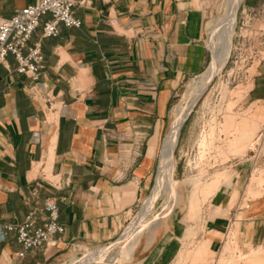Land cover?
<instances>
[{
	"label": "crops",
	"instance_id": "obj_1",
	"mask_svg": "<svg viewBox=\"0 0 264 264\" xmlns=\"http://www.w3.org/2000/svg\"><path fill=\"white\" fill-rule=\"evenodd\" d=\"M37 1L0 0V15ZM242 12L236 42L248 33L261 52L241 79V103L256 118L264 107V0H243ZM74 15L80 26L60 23L48 37L43 23L52 16H42L29 41L44 53L36 77L20 73L11 53L0 64V264H73L86 248L117 239L152 188L183 81L212 62L203 0H78ZM183 139V149L193 148ZM219 165L227 172L200 224L159 220L173 209L160 212L129 258L103 264H196L203 250L198 263L218 264L227 230L264 246L263 184L251 180L246 159ZM174 169L187 172L175 160ZM49 198L65 230L20 256L17 227L30 213L43 225Z\"/></svg>",
	"mask_w": 264,
	"mask_h": 264
},
{
	"label": "rangeland",
	"instance_id": "obj_2",
	"mask_svg": "<svg viewBox=\"0 0 264 264\" xmlns=\"http://www.w3.org/2000/svg\"><path fill=\"white\" fill-rule=\"evenodd\" d=\"M203 4L207 10L209 22L206 35L209 65L212 59L209 43L213 48V40L217 41L212 33L215 34L220 28L222 17L228 10L229 0H203ZM242 9L243 2L237 11V22L231 37L232 45L227 62L201 93L181 128L173 159L175 160V167L177 164L179 167L187 166L186 174L181 176L174 169L171 191L162 187L158 193L155 192L154 206L151 198H148L147 203L146 201L144 203L142 213L144 215L150 209L151 212L146 217L143 216L138 224L129 231L130 234L127 239L114 246L106 259L98 264L106 263L109 260L118 263L129 258L143 228L156 219L160 212L163 214L173 209L170 214L161 217L159 220L168 219L169 215H175L178 216V220L182 219L187 225L195 222L200 224L204 206L210 202L212 195L217 192L221 185L222 177L226 175L227 167L219 165L222 162L246 159L251 180H258L259 184L264 186V140L258 139L260 131L264 129V107H261V116L253 118L251 117L252 107L242 105L246 87L242 84L241 79L246 67H243L244 63L241 61V56L231 54L237 41L239 21L240 17L243 16ZM253 69L254 67L250 70L253 71ZM201 77L202 74L183 81L176 103L184 102L182 104L186 105L187 99L194 91L192 87L200 85ZM173 117L175 121L176 112L174 116V110ZM189 136L192 138L193 148L191 146L183 149V138L188 139ZM260 147L263 148L262 151L257 157H253L254 151L259 150ZM158 175L159 170L157 168L150 192L157 184ZM262 191L264 189L260 193ZM141 207L142 199L139 201L129 223L132 222ZM146 219L147 221L144 223ZM127 226L123 232L126 231ZM123 234L115 240L121 239ZM93 249L95 248H86L84 254L87 252L89 254ZM185 253L190 256L194 252L187 248ZM197 253L198 251L194 253V255L196 254L194 258L196 262L194 263L200 264L198 261L202 259L205 251ZM83 264H96V262ZM218 264H264V246H246L239 241L236 232L233 231L225 242L224 254Z\"/></svg>",
	"mask_w": 264,
	"mask_h": 264
},
{
	"label": "built area",
	"instance_id": "obj_3",
	"mask_svg": "<svg viewBox=\"0 0 264 264\" xmlns=\"http://www.w3.org/2000/svg\"><path fill=\"white\" fill-rule=\"evenodd\" d=\"M77 1L38 0L36 3L22 7L12 17L6 18L0 15V64L4 63L11 53L18 62L17 70L20 73H31L36 77L44 66V53L40 41L29 45L30 38L40 26L42 16L47 13L52 17L43 23L44 37L58 35L60 23L66 26H80L81 20L74 15ZM231 54L242 57L243 67L261 57V52L254 47L253 36L248 33L242 35L240 42H236ZM258 139L264 140V129L260 131ZM262 149L260 147L259 150L254 151L253 157H257ZM45 208L48 215L43 225H35L33 213L28 214L25 221L18 225V240L23 247L19 252L20 256H24L27 250L50 243L56 234L64 232V226L58 221L59 209L56 201L51 198L46 199ZM123 231L121 234L124 233ZM229 235L230 231L227 230L224 235L225 242ZM86 255L88 254H83L76 264H79Z\"/></svg>",
	"mask_w": 264,
	"mask_h": 264
},
{
	"label": "bare ground",
	"instance_id": "obj_4",
	"mask_svg": "<svg viewBox=\"0 0 264 264\" xmlns=\"http://www.w3.org/2000/svg\"><path fill=\"white\" fill-rule=\"evenodd\" d=\"M243 0H229L228 4V10L225 14L223 19L221 20V25L218 31L212 35L217 38V41L213 40V48L211 46V43H209V46L212 51V62L207 68L205 72L202 73V77L200 79L201 83L198 87H192L194 89L193 93L189 96V98L186 101V105L180 104L175 112H176V118L173 123V126L171 127L170 131L164 138V146H163V152H162V161H161V155L160 160L158 164V170L159 175L157 179L156 186L152 189V191L149 193V195L145 198L144 201H146L148 198H151L153 206L155 204L154 201V195L155 192L158 193L162 187L168 188L170 191L172 189V181H173V167H174V152L176 149V146L179 141V136L181 132V128L183 126L184 121L186 120L187 116L191 112L192 108L194 107L196 101L199 99L201 93L204 91V89L207 87V85L210 83V81L213 79V77L221 70L224 63L226 62L230 50H231V37L235 29V25L237 22V11L239 6ZM199 78V77H198ZM169 192V191H168ZM144 215L142 213V209L137 213L135 219L133 222L127 227L126 231L122 235V238L119 240H114L110 243V245H106L103 247L98 248L95 251H92L85 256V258L81 259V262L79 264L85 263V262H100L106 258L109 251L116 246L120 242H124L128 235L130 234L129 231L132 230L138 222L141 220L143 216H147L150 212V210H147ZM147 221L144 220V223ZM140 228L141 226L138 225ZM76 264V263H73Z\"/></svg>",
	"mask_w": 264,
	"mask_h": 264
}]
</instances>
